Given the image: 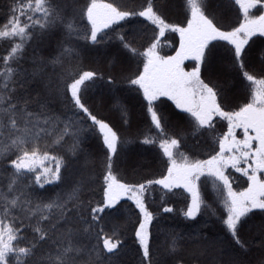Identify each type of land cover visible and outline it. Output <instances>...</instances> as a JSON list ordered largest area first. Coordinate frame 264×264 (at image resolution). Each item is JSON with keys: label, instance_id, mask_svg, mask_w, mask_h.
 Returning a JSON list of instances; mask_svg holds the SVG:
<instances>
[{"label": "snow or ice", "instance_id": "obj_1", "mask_svg": "<svg viewBox=\"0 0 264 264\" xmlns=\"http://www.w3.org/2000/svg\"><path fill=\"white\" fill-rule=\"evenodd\" d=\"M0 21V264H119L125 232L139 264H177L178 235L152 241V209L173 213V196L185 220L211 210L221 225L197 230L211 252L200 264H264V239L256 259L241 241L257 215L264 236V0H6ZM107 45L122 53L115 72L84 70ZM101 82L139 102L150 171H121L129 141L89 102ZM89 137L104 155L85 176Z\"/></svg>", "mask_w": 264, "mask_h": 264}, {"label": "trees", "instance_id": "obj_2", "mask_svg": "<svg viewBox=\"0 0 264 264\" xmlns=\"http://www.w3.org/2000/svg\"><path fill=\"white\" fill-rule=\"evenodd\" d=\"M5 3L6 0H0V7H4ZM169 39H171V37H169ZM3 46V42H0V48H3ZM260 47L259 41L253 46V55H255L257 60L262 56ZM165 51H167V49ZM44 54L45 53H41V55ZM121 56L122 53H118L114 45H107L85 52L81 60L84 70L99 69L105 74H110L115 72V69L112 67V62H115V60ZM221 57L222 53H217L216 60L209 69L210 72L216 73L223 71ZM2 82L3 81L0 80V83ZM89 102L94 105L93 114L98 113L101 117L106 118L111 124L115 125L120 130L122 136L129 141L122 154L121 171H123L124 168L131 169L133 167L139 168L142 172L150 171V167L146 165L145 162L151 161L154 150L148 145L142 146L140 141L143 137H137V130L142 126L144 119L139 102L133 99L127 92L118 90L110 91L106 89L102 82L95 86L90 93ZM169 104H171L170 101ZM119 105H126L129 109V122L127 124L121 119L122 113L118 108ZM172 107L174 108V105H172ZM82 148L83 152L79 156L77 172L83 171L85 176H90L99 169L104 150L101 142L96 137L87 138ZM65 195H72L71 190L65 193ZM152 196L155 200H159V193H153ZM206 199L209 203H212L211 198ZM182 200L183 197L180 196L168 198V203L176 209L173 213H162L153 207L152 210L157 212V221L152 228V241L155 246L163 249L169 246L172 235H178L180 237V243L177 254L178 257H182L183 259H178L177 264H188L189 259L197 255L200 259H191V264H200V260H207L210 258L211 252H206L202 247L203 242L197 236V230L201 236L212 237L214 234L220 232L221 225L216 220V217L212 215L211 210H208L207 218L200 217L195 223L185 220L179 213V209L183 207L181 203ZM212 207L216 208V205L212 204ZM218 214L219 212H217V215ZM121 215L122 214H117L118 224L123 223V220L120 219ZM259 222L260 217L257 215L249 220L241 230V241L244 243L245 248L248 249V257L250 259L258 258L261 253L259 245L261 239H264V236H262L260 232ZM111 227L112 225H109L105 230L108 231ZM190 236L191 238H189ZM121 239L124 241L123 247L114 259L118 261L119 264H139L140 257L137 251L139 246L134 242L133 235L130 232H125L124 235L121 236ZM221 239H223L222 236ZM166 259L171 260L170 257Z\"/></svg>", "mask_w": 264, "mask_h": 264}]
</instances>
